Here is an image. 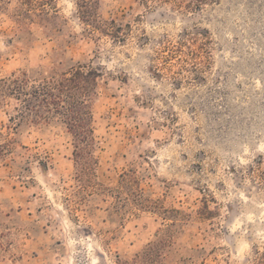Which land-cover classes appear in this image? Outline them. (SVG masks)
Returning a JSON list of instances; mask_svg holds the SVG:
<instances>
[{
	"label": "rangeland",
	"instance_id": "rangeland-1",
	"mask_svg": "<svg viewBox=\"0 0 264 264\" xmlns=\"http://www.w3.org/2000/svg\"><path fill=\"white\" fill-rule=\"evenodd\" d=\"M77 65L91 183L0 93V264H264V0H0V80Z\"/></svg>",
	"mask_w": 264,
	"mask_h": 264
},
{
	"label": "trees",
	"instance_id": "trees-1",
	"mask_svg": "<svg viewBox=\"0 0 264 264\" xmlns=\"http://www.w3.org/2000/svg\"><path fill=\"white\" fill-rule=\"evenodd\" d=\"M107 25L103 32L121 41L120 28L114 27V21L110 20ZM163 49L168 53L172 51L169 47L163 46ZM98 77L97 71L77 65L45 77L31 78L22 73L20 77L0 80V93L16 103L9 117V128L14 130L21 124L62 125L72 140L75 179L83 184L92 182L97 164L92 102L98 94Z\"/></svg>",
	"mask_w": 264,
	"mask_h": 264
}]
</instances>
